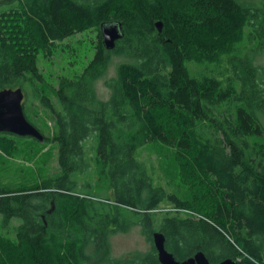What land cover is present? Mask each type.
Returning <instances> with one entry per match:
<instances>
[{
  "label": "trees",
  "instance_id": "16d2710c",
  "mask_svg": "<svg viewBox=\"0 0 264 264\" xmlns=\"http://www.w3.org/2000/svg\"><path fill=\"white\" fill-rule=\"evenodd\" d=\"M107 21L124 32L113 49ZM86 30L98 37L93 59L59 77L53 101L37 85L38 54ZM113 53L126 59L105 99L95 81ZM10 87L29 88L51 116L45 134L25 112L56 144L59 171L32 187L0 179V228L15 234L0 235L1 263L91 264L135 217L179 260L202 251L212 264H264V0H0V89ZM17 136L0 132V149L10 155ZM157 143L172 147L186 194L139 157ZM163 202L175 210L157 213ZM153 247L110 264H161Z\"/></svg>",
  "mask_w": 264,
  "mask_h": 264
},
{
  "label": "rangeland",
  "instance_id": "374dc122",
  "mask_svg": "<svg viewBox=\"0 0 264 264\" xmlns=\"http://www.w3.org/2000/svg\"><path fill=\"white\" fill-rule=\"evenodd\" d=\"M97 41V33L94 30H86L58 41L50 58H46L42 52H39L38 64L43 76V82L37 84L40 90L48 94L54 101L59 77L81 73L92 61L96 52ZM125 59L121 54L109 55L107 69L95 81L100 97L105 99L109 97L110 90L106 81L116 75L117 65ZM27 89L29 94H26L24 99L25 112L44 130L45 134H50L53 124L51 116L45 111L41 102L33 99L32 91ZM15 143L16 148L10 155L0 149V179L10 189L32 187L44 182L49 175L59 171L58 150L55 143L45 140L37 141L30 136L19 135L16 137ZM138 154L141 159L154 165L153 175L156 183L163 185L170 193L184 195L188 192L189 187L185 183L184 175L173 159L172 147L158 143L148 144L142 147ZM92 183L93 194L99 195V197L95 196V199L107 200L108 195H110L108 191L103 187L100 188L96 181ZM174 208L172 203L163 202L157 207L156 212L163 214L175 210ZM180 214L189 215L188 212L184 211H181ZM132 220L136 222L132 223L128 229H120L110 233L99 257L93 258L91 264H110L113 261L128 258L130 254L139 252L145 255L154 249V241L149 239L148 231L137 222L135 217H132ZM13 222L18 223L19 221L14 220ZM0 235L15 240V234L8 229L0 228ZM0 264L3 263L0 262Z\"/></svg>",
  "mask_w": 264,
  "mask_h": 264
},
{
  "label": "water",
  "instance_id": "95a60500",
  "mask_svg": "<svg viewBox=\"0 0 264 264\" xmlns=\"http://www.w3.org/2000/svg\"><path fill=\"white\" fill-rule=\"evenodd\" d=\"M161 32L163 22L157 21ZM103 43L108 49H113L116 42L124 36L120 21H107L101 24ZM25 92L22 87L0 89V132H8L19 136H30L40 141L45 139L42 131L26 116L24 109ZM55 208L52 202V211ZM153 241L161 264H211L202 251L180 262L166 247V236L161 231H154ZM217 264H236L232 258H226Z\"/></svg>",
  "mask_w": 264,
  "mask_h": 264
},
{
  "label": "flooded vegetation",
  "instance_id": "af4514ba",
  "mask_svg": "<svg viewBox=\"0 0 264 264\" xmlns=\"http://www.w3.org/2000/svg\"><path fill=\"white\" fill-rule=\"evenodd\" d=\"M195 255V254H194ZM189 257H191V256H189ZM188 257H186V258H184V259H182V260H179V259H177V260H179L180 262H182L183 260H185V259H187ZM210 261V260H209ZM211 263V262H210ZM212 264V263H211Z\"/></svg>",
  "mask_w": 264,
  "mask_h": 264
}]
</instances>
